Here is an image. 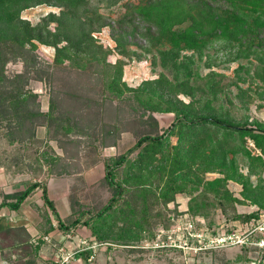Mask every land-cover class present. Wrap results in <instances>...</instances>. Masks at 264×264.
I'll use <instances>...</instances> for the list:
<instances>
[{"label": "trees", "instance_id": "trees-1", "mask_svg": "<svg viewBox=\"0 0 264 264\" xmlns=\"http://www.w3.org/2000/svg\"><path fill=\"white\" fill-rule=\"evenodd\" d=\"M121 1L0 0V108L14 111L10 119L16 123L10 131L13 137L9 138L25 142L36 139L35 124L37 119H42L46 139H55L64 149L65 165L57 156L48 157L61 170L73 165L71 152L79 149L81 141L92 140L95 135L91 125H78L84 116L76 115L75 105L81 102L78 99L49 100L46 111H33L30 108L34 105L27 100L38 94L18 87V82L15 93L7 89L14 86V80H6V64L24 58L27 53L33 56L38 44L54 48V65L68 61L79 72L97 67L92 73L102 84L100 100L96 102L100 106L99 120L105 107L115 102L119 108L120 100L126 97L138 104L153 127L140 132L121 153L100 158L105 171L102 181L115 190L95 213L70 205L68 216L60 219L46 186H42L44 203L57 217L58 227L67 233L86 226L98 247L109 244L108 238L121 245L126 237L138 239L142 231L149 229L148 203L166 205L181 192L190 194L191 215L207 216L216 208L226 215L236 204L254 207L242 215L235 213L232 218L247 221L264 215V120L251 118L248 113V103L253 100L251 94L259 93L264 100V85L261 93L258 89L250 93L249 87L240 89L235 95L238 105L227 91L228 84L214 77L217 72L197 75L190 67L194 54L202 57L209 48H214L216 56L227 61L246 59L257 67L258 63L264 65V0H140L135 9L137 17L145 23L141 36L149 47L147 51L155 49L159 56L157 62L153 54L151 63L171 70L172 76L160 71L156 77L143 79L134 87L122 81L123 58L134 54L125 43L126 36L136 27L129 23L133 17L117 20L119 30L113 33V40L115 50L123 58L114 63L107 61L108 51L92 35L93 31L109 25L98 10L100 5L114 7ZM41 4L59 10L47 12L35 23L21 16L22 10ZM183 50L191 53L181 55ZM247 66L240 63L235 70L248 72ZM259 76L254 71L250 80ZM56 103L59 108L68 106L73 110L60 109L56 113ZM154 113H170L172 118L167 126L158 128ZM112 130L108 129L106 134ZM228 181L241 186L240 197L227 188ZM37 185L38 182L29 184L17 194L16 200H23ZM123 193H130L132 202L121 198ZM137 204L141 205L142 214L130 217L128 212ZM122 222H128L137 231L129 226L120 229ZM15 231L7 229L0 235ZM26 240L27 237L23 239ZM36 248L24 245L16 253L13 264H36ZM91 253L92 249H84L75 252V257L81 264H92L93 260H88Z\"/></svg>", "mask_w": 264, "mask_h": 264}, {"label": "rangeland", "instance_id": "rangeland-1", "mask_svg": "<svg viewBox=\"0 0 264 264\" xmlns=\"http://www.w3.org/2000/svg\"><path fill=\"white\" fill-rule=\"evenodd\" d=\"M139 2L140 0H123L114 7L100 5L98 10L109 25L102 26L100 30L92 33L96 43L108 51L107 61L114 63L118 58H123L115 50V41L113 40V33L115 34V31L119 30L117 20L129 15L133 17L129 23L136 27L132 28V34L126 36L125 43L126 47L134 54L131 58H123L124 65L122 67V81H125L130 87L137 86L143 79L156 77L160 71L169 77L172 76L171 70L151 63L155 49L147 51L146 48L149 47L141 36L145 23L141 22L142 20L136 14L135 7ZM58 10L57 7L41 4L22 10L21 16L35 23L47 12H57ZM52 26L53 24H50V27ZM156 44L157 42L153 44L155 48ZM190 53V51L183 50L181 55ZM220 54L218 56H221ZM53 55L54 48L52 46L38 44L33 56L27 53L22 59L17 58L8 62L5 66L6 80H14L12 83L14 86H7V89H12L10 93H15L16 82H18V87L38 94L37 97L27 100L34 105V108H30L33 111H46L49 100L78 99L81 101L75 105L76 108L72 106L77 111L76 115L84 114L83 118L81 117V122L78 121V125H91L90 130L95 132V135L92 140L81 141L79 149L71 152L74 162L70 169L65 167L66 172H63L58 170L57 163L56 166L54 163L51 165L52 171L50 170L48 174L53 175L57 182V177L62 176V173H65L68 178V185L65 189L60 188L59 185L51 189V196L55 198L62 216L70 211V205L72 208L77 206L85 212L95 213L115 190L106 181H102L105 171L104 161L100 158L121 153L132 144L140 132L148 129L153 130V127L147 114L138 109V104L134 100L126 97L120 100L119 108L115 107L117 106L115 102L105 107L99 120L97 114L100 106L96 102L100 100L102 84L98 77L92 73L97 70V67H88L84 72H79L76 67L70 66L68 61H65L63 65H54L52 63ZM155 55L158 62L159 56ZM240 63L248 65V72H244V69L235 70ZM190 67L197 75H205L211 71L217 72L218 74L214 77L221 78L224 83L228 84L227 91L238 105L240 103L235 95L240 89L249 87L250 93H253L254 89L262 92L261 86L264 85L262 81L264 65L262 63H258L257 67L251 60L227 61L222 56L218 58L214 48H209L207 54L202 57L194 54V60L190 63ZM254 71H257L260 76L250 80ZM17 75H21V77H17ZM240 77L247 80L242 81ZM26 78L27 80H25ZM251 95L253 100L248 103L250 117L264 120V100L261 99L259 93ZM57 106L56 113L60 109H64L59 108L58 104ZM64 110L72 111L73 109L67 106ZM13 113L14 111L9 108H0V137L3 136L4 143L7 145L13 143L12 148L4 146L5 150L7 148L6 152L8 154L20 153L19 149L22 148V153L26 156L37 154L45 162L49 161L48 157L51 156L49 147L42 145L39 147V143H42L41 140L28 139L25 142L9 138L13 135L10 131L16 125L15 121L10 119ZM153 115L157 120L158 128L167 126L172 118L170 113H154ZM42 121L40 118L37 119L35 132H44ZM112 126L113 128H111ZM108 129H113V132L106 134ZM55 143L60 148L57 141ZM248 144L251 145L250 142ZM47 164H51V162L49 161ZM242 170L245 171L243 166ZM209 177H213V175ZM227 188L236 197H240L241 186L239 184L228 181ZM123 194L121 198L129 199L132 202L130 193ZM189 197V193L181 192L177 193L175 199L166 205L159 202L148 203L149 225L147 226L149 229L142 231L138 239L126 237L121 242L125 245H116L108 238L109 244H103L96 248L92 263L101 264L104 260L108 264H264V246L257 243L260 238L264 239V231L260 232L255 229L260 216L247 221L231 217L235 213L241 215L248 213L254 206L236 204L235 209H229L226 215L218 208L210 211L207 216L191 215L188 209ZM150 198L152 199L151 196ZM140 208L141 205H134L132 212H128V215L133 218L141 215ZM187 222L192 223L193 232L196 235L187 233L191 228ZM120 225V229H124L126 226L137 231L132 225L129 226L128 222H122ZM83 229L88 231L87 238H94L88 227L84 226ZM73 240L79 242V238L76 236L73 237Z\"/></svg>", "mask_w": 264, "mask_h": 264}, {"label": "crops", "instance_id": "crops-1", "mask_svg": "<svg viewBox=\"0 0 264 264\" xmlns=\"http://www.w3.org/2000/svg\"><path fill=\"white\" fill-rule=\"evenodd\" d=\"M35 138L42 141L39 147L41 145L49 147L51 157L57 156L61 164L65 165L64 149L56 146L55 139H46V134L40 131L35 133ZM4 144L2 136L0 137V234L7 229H16V231L8 233L7 236L0 235V264H13L16 253H20L24 245L29 246L30 249L37 246L36 264H54L59 254L58 247H73L77 244L73 237L80 239L88 235V231L83 229L84 226L76 227L75 235L71 240L66 241L65 232L57 225V217L44 203L43 185L47 188V195L53 201L58 217L64 219L68 216L70 211L62 216L55 198L51 196V189L56 185L63 189L67 187L68 178L62 173V176L57 177V182L53 175L48 174L50 170L52 171V161L49 160L51 164H47L49 161L45 162L37 154L26 156L22 153V148L19 149L20 153L8 154L4 146L12 148L13 143ZM61 170L66 172L63 168ZM33 182H38V185L23 200L17 201V194ZM44 236H48V239H44ZM26 237L28 241H23ZM101 264L108 263L103 260Z\"/></svg>", "mask_w": 264, "mask_h": 264}, {"label": "built area", "instance_id": "built-area-1", "mask_svg": "<svg viewBox=\"0 0 264 264\" xmlns=\"http://www.w3.org/2000/svg\"><path fill=\"white\" fill-rule=\"evenodd\" d=\"M255 229H258V231H264V215H260L259 221L257 222ZM187 224L191 227L188 229V234H194L192 223L187 222ZM75 235V232H67L64 234V239L66 241L71 240V238ZM196 235V234H194ZM44 239H48V236H44ZM260 246H264V239L260 238V240L257 242ZM99 246L98 243L94 241L92 237H82L79 239V242L74 245L73 247H65L60 246L58 247L59 254L56 256L54 260V264H81V260L77 257H75V252L84 250V249H92L93 253L89 256L88 260L92 261L95 257L96 248Z\"/></svg>", "mask_w": 264, "mask_h": 264}]
</instances>
